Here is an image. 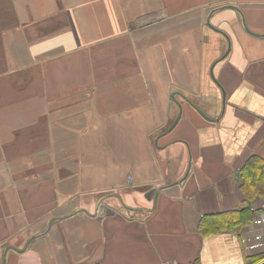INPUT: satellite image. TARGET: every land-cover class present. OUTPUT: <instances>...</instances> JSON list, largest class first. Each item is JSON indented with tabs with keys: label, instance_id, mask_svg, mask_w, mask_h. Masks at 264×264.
<instances>
[{
	"label": "crops",
	"instance_id": "0c3cea01",
	"mask_svg": "<svg viewBox=\"0 0 264 264\" xmlns=\"http://www.w3.org/2000/svg\"><path fill=\"white\" fill-rule=\"evenodd\" d=\"M243 22L264 34V0H0V264H264L237 175L264 157V36Z\"/></svg>",
	"mask_w": 264,
	"mask_h": 264
},
{
	"label": "trees",
	"instance_id": "16d2710c",
	"mask_svg": "<svg viewBox=\"0 0 264 264\" xmlns=\"http://www.w3.org/2000/svg\"><path fill=\"white\" fill-rule=\"evenodd\" d=\"M240 180V188L244 196L249 199L260 197L264 199V157L258 154H251L237 171ZM255 213L247 206L236 207L219 211L216 213L204 214L198 228L202 234L220 230H238L244 224L249 223L255 217ZM264 258V254L254 257L251 262Z\"/></svg>",
	"mask_w": 264,
	"mask_h": 264
},
{
	"label": "water",
	"instance_id": "95a60500",
	"mask_svg": "<svg viewBox=\"0 0 264 264\" xmlns=\"http://www.w3.org/2000/svg\"><path fill=\"white\" fill-rule=\"evenodd\" d=\"M225 7H231V8H235V6H233V5H230V4H225V5H223V6H220V8L222 9V8H225ZM242 21H243V19H242ZM207 23L210 25V26H212V24H211V22H210V16L207 18ZM243 26H244V28H245V30L247 31V32H249L250 34H254V35H258V36H264V34H260V33H255V32H253V31H251L248 27H247V25L243 22ZM225 34V33H224ZM227 36V35H226ZM229 49H230V43H229V40H228V47H227V50H226V52H225V54L229 51ZM194 105V104H193ZM195 106V105H194ZM196 107V106H195ZM197 108V110L205 117V118H207V119H209V120H213V118H211V117H209V116H207L200 108H198V107H196ZM179 116H180V114L177 116V118L175 119V121L172 123V125L170 126L171 128L175 125V123L177 122V120L179 119ZM189 167L190 166H188V169H187V172H186V174L188 173V171H189ZM152 191V190H151ZM23 249V248H22Z\"/></svg>",
	"mask_w": 264,
	"mask_h": 264
},
{
	"label": "built area",
	"instance_id": "2783aa9c",
	"mask_svg": "<svg viewBox=\"0 0 264 264\" xmlns=\"http://www.w3.org/2000/svg\"><path fill=\"white\" fill-rule=\"evenodd\" d=\"M264 204V203H263ZM264 207V206H263ZM252 209H256L255 207H252Z\"/></svg>",
	"mask_w": 264,
	"mask_h": 264
}]
</instances>
